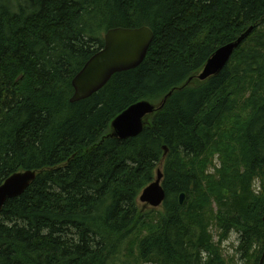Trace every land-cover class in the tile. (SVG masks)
Wrapping results in <instances>:
<instances>
[{
  "label": "trees",
  "instance_id": "16d2710c",
  "mask_svg": "<svg viewBox=\"0 0 264 264\" xmlns=\"http://www.w3.org/2000/svg\"><path fill=\"white\" fill-rule=\"evenodd\" d=\"M143 25L154 34L143 62L70 102L71 80L103 46L106 30ZM251 25L228 64L198 80L212 52ZM236 54L249 57L243 62L256 69L254 80L231 78ZM190 77L137 136L104 138L111 120L131 103H157ZM248 86L243 103L249 115L239 124L248 175L229 180L216 215L224 234L231 224L239 228L244 264H258L264 198L249 186L259 170L264 192V0H0V184L15 171L41 170L0 210V264H107L143 223L138 195L153 179L163 146L166 217L137 241L139 258L222 264L207 233L213 209L198 205L190 215L186 200L178 204L180 192L188 198L194 193L198 176L176 167L170 155H200L230 101L238 102L235 90ZM253 243L258 249L249 259Z\"/></svg>",
  "mask_w": 264,
  "mask_h": 264
},
{
  "label": "water",
  "instance_id": "95a60500",
  "mask_svg": "<svg viewBox=\"0 0 264 264\" xmlns=\"http://www.w3.org/2000/svg\"><path fill=\"white\" fill-rule=\"evenodd\" d=\"M254 25L249 26L234 40L218 48L206 59L202 68L195 74L198 80H206L217 75L229 62L233 52L243 40L252 32ZM152 29L147 26L139 27H112L104 33L103 46L93 53L76 72L71 80L73 93L70 102H77L88 98L101 89L110 77L118 72L136 68L146 57L153 41ZM188 78L183 85L172 88L159 102L153 103L140 99L122 110L110 122V131L104 138L125 140L137 136L146 124L147 118L158 111L166 98L175 90H180L191 82ZM163 158L157 168L153 179L139 192L138 202L145 208L162 206L165 200V190L162 186V164L167 154V147L163 146ZM41 170L26 169L15 171L0 184V210L6 200L21 195L35 180ZM186 194H178V204L185 203ZM264 222V212L262 214ZM264 262V250L258 264Z\"/></svg>",
  "mask_w": 264,
  "mask_h": 264
},
{
  "label": "rangeland",
  "instance_id": "374dc122",
  "mask_svg": "<svg viewBox=\"0 0 264 264\" xmlns=\"http://www.w3.org/2000/svg\"><path fill=\"white\" fill-rule=\"evenodd\" d=\"M245 58L249 57L236 54L230 62L231 78L238 79L239 82H242L244 80L242 78L246 76L252 78L251 80L255 79L256 69L254 67L249 69L248 63L243 62ZM237 92L238 94H236ZM250 93V86L245 91L239 88L235 90L234 97L238 102L230 101L218 121L216 134L208 140L206 148L200 155H194L186 159L177 155H170L176 167L193 170L198 176V186L189 198L186 197V211L191 215L198 205L210 206L213 209V216L207 224V233L211 236V241L220 250L221 258L224 260L222 264H244L243 258L241 259L240 254L237 252L240 230L233 224L225 230V234L219 230L220 221H218L216 215L218 210L216 200L227 194L226 184L231 178L241 174L248 175V155L243 149L239 137V124L243 123L249 115L248 108L250 107H245L243 101ZM213 100L214 98L207 101L205 108L210 103L212 104ZM238 186L239 183L235 181L233 187L237 188ZM249 187L254 196L264 198L259 170L251 176ZM138 206L142 211L138 217L142 215L143 223L140 221L136 232L131 233L133 239L129 243H124L115 255L110 256L107 264H158L156 262L141 261L137 241L154 230L160 220L166 217L165 208L162 206L147 207L142 210V204L139 202ZM196 230L198 229L196 228ZM257 249L258 245L253 243L248 250L249 259Z\"/></svg>",
  "mask_w": 264,
  "mask_h": 264
},
{
  "label": "bare ground",
  "instance_id": "6f19581e",
  "mask_svg": "<svg viewBox=\"0 0 264 264\" xmlns=\"http://www.w3.org/2000/svg\"><path fill=\"white\" fill-rule=\"evenodd\" d=\"M104 36V35H103ZM103 41H104V39H103ZM236 50V49H235ZM193 79V78H192Z\"/></svg>",
  "mask_w": 264,
  "mask_h": 264
}]
</instances>
